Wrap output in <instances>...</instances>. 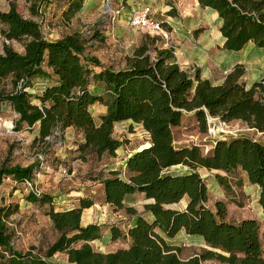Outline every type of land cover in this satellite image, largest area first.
Returning a JSON list of instances; mask_svg holds the SVG:
<instances>
[{"label": "trees", "instance_id": "16d2710c", "mask_svg": "<svg viewBox=\"0 0 264 264\" xmlns=\"http://www.w3.org/2000/svg\"><path fill=\"white\" fill-rule=\"evenodd\" d=\"M197 1L218 13L225 50L240 52L249 44L264 49V0ZM85 2L69 0L67 17L82 11ZM168 15L174 16L175 9L170 8ZM0 24L10 43L26 41L23 54L8 45L0 52V81L10 79L14 88L8 95L0 94V105L13 108L19 116L18 126L37 127L43 145L56 132L62 136L73 128L83 137L79 145L83 159L90 154L116 157L124 144L114 136L117 124L132 122L150 135V145L127 160L125 178L112 171L102 182L105 205L124 211L134 221L127 232L116 226L110 229L111 240H127L128 248L106 254L94 250L91 243L100 241L103 232L98 225H82L84 211L95 205L83 198L71 210L51 207L48 216L59 238L44 257L32 251L23 253L14 247L9 227L19 208L10 205L0 207V264H53L50 260L57 254H66L69 264H264V144L235 137L217 141L205 155L199 146L177 147L174 133L184 117L194 115L203 131L210 116L226 124L242 122L264 135V78L249 88L246 68L237 64L221 85H215L203 79L199 70H183L174 48H166L164 39L149 33L127 58L125 68H103L97 58L86 55V42L80 35L50 41L41 26L25 19L16 7L0 10ZM97 68L101 71L95 72ZM35 79H41V84L33 96L30 89ZM98 87L102 93L95 91ZM97 104L107 109L99 121L91 112ZM178 166L184 173L171 172ZM199 169L225 174L242 170L259 188L263 223L255 219L227 222L223 202L211 209L210 192ZM35 175L32 166H2L0 185L5 178L23 185ZM216 180L231 190L225 176L217 175ZM137 195L150 201L144 206L148 219L127 205ZM27 198L53 206L52 199L42 194L29 193ZM184 199L188 200L185 210L172 208ZM181 232L199 237L208 250L182 259L181 249L168 243Z\"/></svg>", "mask_w": 264, "mask_h": 264}, {"label": "rangeland", "instance_id": "374dc122", "mask_svg": "<svg viewBox=\"0 0 264 264\" xmlns=\"http://www.w3.org/2000/svg\"><path fill=\"white\" fill-rule=\"evenodd\" d=\"M128 0H87L82 11L69 19L65 12L68 9L69 0H0V10L8 12L12 7L25 18L36 21L42 28L43 34L50 41H56L69 35L78 34L86 42V55L95 57L103 68L120 70L126 67L127 58L132 56L135 48L145 40L146 32H135L129 28V18L137 8V4L129 7L115 23L112 21V10H127ZM193 0H156L155 2L139 3L140 7L150 5L154 11V17L169 26L167 18L170 8L178 9L183 19L191 8ZM122 5V6H120ZM120 7V8H119ZM182 19V22L184 20ZM208 32L212 39H216L218 26L211 15L206 16ZM191 24V22H188ZM172 25L173 22H172ZM170 27V26H169ZM166 28V27H165ZM168 31L169 29L166 28ZM5 27L0 24V52L5 46L12 47L18 53L25 51L26 41L8 42L3 34ZM188 32V31H187ZM191 34V33H190ZM170 38V36H169ZM219 39V38H217ZM247 50L252 59L264 58V54H253V50ZM263 51V49H258ZM239 52L234 55H240ZM154 55V54H153ZM100 72L101 69H94ZM30 93L38 94L41 79L32 82ZM96 85L95 83L93 86ZM14 90L10 79L0 81V94L8 95ZM95 91L103 92L102 88ZM35 104L38 100L34 97ZM19 116L13 108L7 104L0 105V168L2 166L22 168H35V186L38 191L50 197L53 206L48 204L33 203L28 200L29 192L22 184L15 183L11 178H5L0 185V207L18 206L19 210L10 222L9 227L13 233L14 247L23 252H33L39 257H44L48 249L58 240L59 233L54 229L48 216L51 207L55 210L75 206V200L91 199L95 205L85 210L82 217V225H98L103 232L100 241L92 242L94 250L102 253H112L120 249H126L130 243L127 240H111L110 229L113 226L127 232L132 217L124 211L116 212L104 203L102 182L109 177L111 169L121 173L125 178L123 162L134 152L150 145V135L145 129L132 122L119 123L115 129V138L122 141L123 147L118 150L116 157L104 156L98 158L90 154L83 159L79 151L81 138L78 132L56 137L47 145L38 140V129H29L26 125L18 126ZM227 140L235 137H250L264 144V135L251 131L242 122L227 124ZM177 147L199 146L205 155H208L214 143L208 138L207 130L203 131L197 117H184L181 127L174 129ZM179 171V172H177ZM198 172L204 179L210 192L208 206L215 210L217 202H223L227 207V222L240 223L246 219H255L263 223V209L259 204V188L253 186L247 175L242 170H236L230 174L218 171L199 169ZM174 173H184V168H179ZM217 175L225 176L229 182L230 191H226L216 180ZM150 201L143 195H137L127 201V205L137 209L138 213L148 219L144 212V206ZM185 204V205H184ZM188 200L172 206L176 210H185ZM184 233V232H183ZM168 241L178 246L182 259H188L208 247L199 237H186V234ZM264 248V245H263ZM53 264H69L66 254H57L50 260ZM205 264H221L217 261H209Z\"/></svg>", "mask_w": 264, "mask_h": 264}, {"label": "crops", "instance_id": "0c3cea01", "mask_svg": "<svg viewBox=\"0 0 264 264\" xmlns=\"http://www.w3.org/2000/svg\"><path fill=\"white\" fill-rule=\"evenodd\" d=\"M155 1L156 0H128L126 3L128 5L126 6L127 10L124 11L125 10L124 9L125 6H124L122 9L121 17L126 12L130 13L131 10L129 9V7H133L135 4H137V8H134V12L142 8L140 7L139 3L142 2L152 3ZM177 8L175 9L174 16H170V15L167 16L169 20H172L174 25H172L171 21H167L170 26V27L168 26L170 38L167 41L165 40L164 43L166 48L167 47L174 48L176 62L183 70H186L190 73H194L196 70H199L203 79H208L215 85H221L224 82L226 76L233 71L234 67L237 64H242L245 66L247 71L245 81L249 88L254 83L263 80L264 58L252 59L251 55H249L250 53H248L247 50L249 48H252L250 50H253V54L262 55L264 54V49L263 51H259L257 50L256 46H254L253 44H249L242 51L238 53L240 55L236 56L234 55V53L236 52H229L224 48L225 39L223 38L221 33L222 21L220 20L218 13H216L215 11L209 8H202L197 0L192 1L191 8L186 12V17L184 19L183 17H181ZM208 14L211 15L212 19L216 22L218 26L217 37L215 40L212 39L210 33L208 32V28H210L208 23H206L207 22L206 16ZM182 19L184 20V22H182ZM188 22H191V24H188ZM106 110H107L106 107L101 106L99 104L91 108V112L93 113L97 121H99L100 116L106 113ZM74 132H76L75 129L69 128L66 130L65 134L70 135L73 134ZM79 137L81 138V142H83V137L80 133H79ZM131 156H129L123 162L124 170H126L127 160ZM179 168H181V166L171 169V172H175ZM110 171L112 172L115 170L111 169ZM79 201H80L79 199L74 201V203L76 204L75 206L73 205L70 208L66 207L60 210L65 211V210L74 209L79 205ZM133 225H134V221L131 220L130 226ZM182 233L183 232H181L176 238L180 237ZM186 237L191 238L188 235H186ZM170 245L174 247H178L173 244Z\"/></svg>", "mask_w": 264, "mask_h": 264}, {"label": "built area", "instance_id": "2783aa9c", "mask_svg": "<svg viewBox=\"0 0 264 264\" xmlns=\"http://www.w3.org/2000/svg\"><path fill=\"white\" fill-rule=\"evenodd\" d=\"M121 15L122 9L112 10V21L115 23ZM129 28L135 32L143 31L150 35L161 37L166 41L169 40L170 36L169 31L164 27V23L154 17V11L151 6H144L140 10L133 12L129 18ZM207 125V135L212 143L215 144L219 140H227L226 136L228 133L225 131V128H227L226 123L208 116ZM60 136L61 133L56 132L53 137L48 139V142ZM23 185L29 193L41 194L36 188L34 181H26Z\"/></svg>", "mask_w": 264, "mask_h": 264}, {"label": "water", "instance_id": "95a60500", "mask_svg": "<svg viewBox=\"0 0 264 264\" xmlns=\"http://www.w3.org/2000/svg\"><path fill=\"white\" fill-rule=\"evenodd\" d=\"M138 152H140V151H138ZM188 205V204H187ZM187 205H186V207H187Z\"/></svg>", "mask_w": 264, "mask_h": 264}, {"label": "bare ground", "instance_id": "6f19581e", "mask_svg": "<svg viewBox=\"0 0 264 264\" xmlns=\"http://www.w3.org/2000/svg\"><path fill=\"white\" fill-rule=\"evenodd\" d=\"M185 205V204H184Z\"/></svg>", "mask_w": 264, "mask_h": 264}]
</instances>
